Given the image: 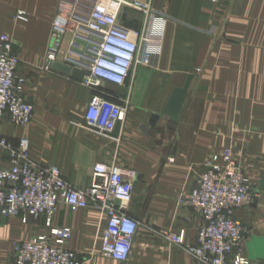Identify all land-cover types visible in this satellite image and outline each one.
<instances>
[{"label":"crops","instance_id":"crops-1","mask_svg":"<svg viewBox=\"0 0 264 264\" xmlns=\"http://www.w3.org/2000/svg\"><path fill=\"white\" fill-rule=\"evenodd\" d=\"M78 1L0 0V33L14 44L18 72L26 79L24 94L34 110L25 126L5 117L0 136L13 143L26 138L33 159L57 166L80 189L88 186L96 162H114L138 174L130 213L140 226L129 258L119 262L99 254L106 216L94 206L75 212L58 206L53 225L71 228L67 246L80 252L85 264H202L161 233L182 231L185 245L195 243L203 219L176 199L194 186L213 151L240 141L247 142L242 161L261 194L256 205L233 210L247 228L239 251L250 264H264V0H138L158 15L153 37L158 52L150 65L134 66L122 85L106 83L98 90L82 85L85 65L69 59H79L72 50L85 45L75 35L76 22L61 36L55 60L68 65L69 73L44 69L54 20L73 11L85 14L94 3ZM145 19L129 6L118 16L132 38L144 30ZM190 74L178 119L161 116L151 127V115ZM100 92L124 108L113 140L85 128L88 103ZM47 230L41 218H1L0 264H13L15 240Z\"/></svg>","mask_w":264,"mask_h":264},{"label":"built area","instance_id":"built-area-1","mask_svg":"<svg viewBox=\"0 0 264 264\" xmlns=\"http://www.w3.org/2000/svg\"><path fill=\"white\" fill-rule=\"evenodd\" d=\"M122 6L146 16L144 30L134 32V38L118 21ZM18 17L23 18V13ZM157 20V13L145 2L94 0L84 15L73 11L66 19L54 20L44 69L49 70L56 60L60 38L69 22H76L75 35L85 44L81 51L72 50L79 56L76 60L86 68L82 85L93 90L104 88L106 83L122 85L134 66L150 65L158 52L157 44H153ZM73 45L80 46L79 42ZM18 64L12 42L1 37L0 123L6 117L16 126H25L32 120L34 110L24 94L26 79L19 74ZM123 111L104 93H95L85 111V128L113 140L111 132ZM137 178L132 168L100 161L93 165L88 186L80 189L65 180L57 166L33 159L26 138L13 143L0 136V219L17 217L26 222L29 217L41 218L48 228L46 232L13 242V264L85 263L80 252L67 246L71 228L53 225V216L61 204L72 212L89 206L102 210L106 222L99 254L126 261L140 226L130 213ZM254 199L251 182L231 153L213 154L194 186L177 197L179 206L192 209L203 218L195 243L185 245L182 231L161 234L168 243L183 248L202 264H250L239 251L247 228L234 218L233 210L252 204Z\"/></svg>","mask_w":264,"mask_h":264},{"label":"water","instance_id":"water-1","mask_svg":"<svg viewBox=\"0 0 264 264\" xmlns=\"http://www.w3.org/2000/svg\"><path fill=\"white\" fill-rule=\"evenodd\" d=\"M72 62H78V60L74 58H69ZM50 67L56 70H60L64 73H69L70 67L64 63L54 61L50 64ZM193 75L190 74L187 76L186 81L180 87H175L165 106L158 114H152L149 120V124L151 127H154L159 117L168 118L171 121H176L180 115L183 104L188 97L189 89L191 85Z\"/></svg>","mask_w":264,"mask_h":264},{"label":"rangeland","instance_id":"rangeland-1","mask_svg":"<svg viewBox=\"0 0 264 264\" xmlns=\"http://www.w3.org/2000/svg\"><path fill=\"white\" fill-rule=\"evenodd\" d=\"M84 2V3H83ZM82 4L83 5H89L90 4V0H82ZM82 9H84V7H82ZM81 14H83L84 15V13L82 12ZM5 32H2V33H0V38L1 37H6V38H8L9 40H10V38L8 37V35H6V34H4ZM13 45V47H14V44H12ZM14 49H15V47H14ZM246 146H247V142H240V141H238V142H231L229 145L227 144V145H221V147L219 148V149H217V150H215V151H213L212 153H211V155L208 157V159L213 155V154H217V153H221V152H230L231 153V155H232V157H233V159L235 160V162H236V164H238L239 166H241L242 168H243V170L245 171V173L247 174V176H248V178H249V180H250V182H251V190H252V192H253V194H254V196H255V199H254V202L252 203V204H250V205H248V206H252V205H256L257 203H258V200H259V197H260V194H261V192H260V190L258 189V188H256L254 185H255V183H253L254 181V179L251 177V175L248 173V169H246V167H245V164H244V162L242 161L244 158H245V155H244V151L246 150L245 148H246ZM256 157V156H255ZM254 156H253V158H255ZM207 159V160H208ZM256 159H258L259 160V158L258 157H256ZM206 160V161H207ZM205 161V162H206ZM205 164V163H204ZM253 164H254V162H253ZM203 169H204V165H203ZM256 188V189H255ZM186 192V191H185ZM181 193H183V192H181ZM180 193V194H181ZM179 194V195H180ZM178 195V196H179ZM176 202H177V199H176ZM178 204V203H177ZM243 207H245V206H243ZM236 209V208H235ZM201 215V214H200ZM202 217V216H201ZM10 218H13V217H10ZM33 219H35V218H33ZM203 219V218H202ZM237 220V219H236ZM244 256V255H243ZM84 261H85V259H84ZM250 263V262H249ZM85 264V263H84Z\"/></svg>","mask_w":264,"mask_h":264}]
</instances>
